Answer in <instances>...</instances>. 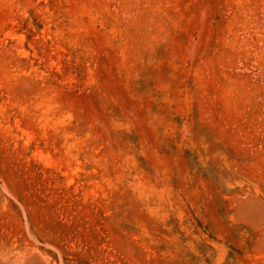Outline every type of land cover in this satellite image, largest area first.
<instances>
[{
	"label": "rangeland",
	"instance_id": "obj_1",
	"mask_svg": "<svg viewBox=\"0 0 264 264\" xmlns=\"http://www.w3.org/2000/svg\"><path fill=\"white\" fill-rule=\"evenodd\" d=\"M0 264H264V0H0Z\"/></svg>",
	"mask_w": 264,
	"mask_h": 264
}]
</instances>
